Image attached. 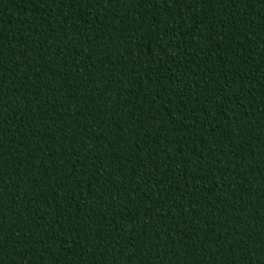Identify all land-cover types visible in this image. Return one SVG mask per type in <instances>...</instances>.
<instances>
[{
    "label": "trees",
    "instance_id": "trees-1",
    "mask_svg": "<svg viewBox=\"0 0 264 264\" xmlns=\"http://www.w3.org/2000/svg\"><path fill=\"white\" fill-rule=\"evenodd\" d=\"M0 264H264V0H0Z\"/></svg>",
    "mask_w": 264,
    "mask_h": 264
},
{
    "label": "snow or ice",
    "instance_id": "snow-or-ice-1",
    "mask_svg": "<svg viewBox=\"0 0 264 264\" xmlns=\"http://www.w3.org/2000/svg\"><path fill=\"white\" fill-rule=\"evenodd\" d=\"M0 230H2V224H0ZM0 234H2V232H0Z\"/></svg>",
    "mask_w": 264,
    "mask_h": 264
}]
</instances>
